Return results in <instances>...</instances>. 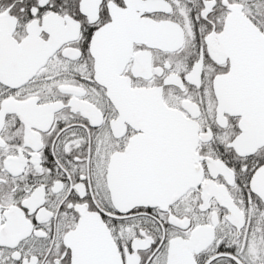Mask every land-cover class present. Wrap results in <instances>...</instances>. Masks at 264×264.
Returning a JSON list of instances; mask_svg holds the SVG:
<instances>
[{
    "label": "snow or ice",
    "instance_id": "1",
    "mask_svg": "<svg viewBox=\"0 0 264 264\" xmlns=\"http://www.w3.org/2000/svg\"><path fill=\"white\" fill-rule=\"evenodd\" d=\"M0 264H264V0H0Z\"/></svg>",
    "mask_w": 264,
    "mask_h": 264
}]
</instances>
